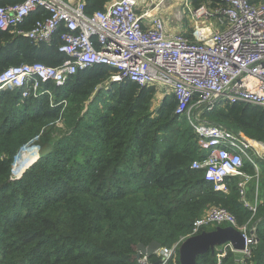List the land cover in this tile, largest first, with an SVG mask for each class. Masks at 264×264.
<instances>
[{
	"label": "trees",
	"instance_id": "obj_1",
	"mask_svg": "<svg viewBox=\"0 0 264 264\" xmlns=\"http://www.w3.org/2000/svg\"><path fill=\"white\" fill-rule=\"evenodd\" d=\"M110 1L86 0L87 12ZM41 17L32 15L25 28ZM58 42L35 44L0 31V75L24 64L60 66L67 57ZM116 74L109 66L81 70L65 86L47 84L52 96L40 98L0 91V264H139L140 245L182 244L217 201L234 215H253L241 201L239 179H227L229 193L217 192L205 171L192 168L206 153L188 117L177 114L174 96L151 85L108 83ZM202 119L264 138L262 107L226 105ZM23 150L30 167L15 179ZM244 171L258 174L248 163ZM260 176L264 197L263 162ZM255 223L258 243L248 263L264 264V198ZM236 255L229 251L222 264H236ZM216 263V253L197 260Z\"/></svg>",
	"mask_w": 264,
	"mask_h": 264
},
{
	"label": "built area",
	"instance_id": "obj_2",
	"mask_svg": "<svg viewBox=\"0 0 264 264\" xmlns=\"http://www.w3.org/2000/svg\"><path fill=\"white\" fill-rule=\"evenodd\" d=\"M186 4L190 9V0ZM153 11L147 0H111L103 10L92 13L87 12L86 0L0 4V31L35 44L50 45L58 37V50L67 57L58 67L38 63L5 70L0 75V91L22 90L23 99L52 96L47 84L65 86L79 71L94 66L117 71L111 84L129 81L159 87L174 96L177 114L187 116L200 137L199 147L206 157L192 168L205 171L206 181L217 192H226L227 179H239L241 201L255 218L260 192L255 202L248 199L244 167L251 163L257 171L253 155L264 153L261 143L243 132L194 123L190 114L194 107L212 111L238 103L264 108V0H207L192 11L195 25L190 35L172 33ZM39 13L42 17L25 28L27 20ZM225 227L237 229L246 241L237 264L250 260L258 243L256 223L252 230L240 227L227 209L214 208L198 218L189 237ZM181 245L161 247L152 256L156 262L145 255L138 262L174 263ZM229 251L236 253L232 245L222 247L217 264H222Z\"/></svg>",
	"mask_w": 264,
	"mask_h": 264
},
{
	"label": "rangeland",
	"instance_id": "obj_3",
	"mask_svg": "<svg viewBox=\"0 0 264 264\" xmlns=\"http://www.w3.org/2000/svg\"><path fill=\"white\" fill-rule=\"evenodd\" d=\"M203 1V0H199ZM150 8H152L154 11L153 13H157L159 16L162 17L163 22L165 24L166 27H168L170 30H172V33L176 34L177 32L180 33H185V34H191L192 32H194L192 29L194 28V23H192V11L195 9V6L197 3L193 2L192 0H190V9L187 6L186 2L187 0H147ZM162 2V4H161ZM214 22V21H213ZM108 83H110V80L108 81ZM159 88V87H158ZM161 94H165L166 92L162 89H160ZM163 98L162 95H159V100H161ZM205 109H200L198 107H194L191 111L190 114V118L192 119V121L195 122H199L198 124H204L207 121V119H202V114L205 112ZM58 125H61V123H59ZM226 130L231 131L230 129H227L224 126H221ZM233 130H236V128H233ZM233 132V131H232ZM241 132V131H240ZM243 134L246 135L247 137H249L250 139L256 140L258 142L261 143L260 147L261 150H263L264 152V138L263 136H260L259 134H257L254 131H243ZM27 147H30L33 150H36L38 152V156H39V149L40 148H36L34 146V143H29L28 145H26ZM25 146V147H26ZM23 147V148H25ZM22 148V149H23ZM21 149V150H22ZM27 148H25L26 150ZM20 151V154H18L19 156L21 155V159L15 164L14 166V171H13V176L15 179L20 178V176L22 175L24 169H26L29 165V161L27 160V158L24 156V151ZM18 156V157H19ZM17 158V157H16ZM254 162L256 163L258 169L256 172H258L257 175H251L246 173L245 171V177L246 179H244L247 182L248 185V199H252L253 202L256 201V197H257V193L261 192V190L258 189L257 190H253V185L254 186H258L259 188V184L261 182V176H260V163H264V153H262L260 156L258 157H254ZM249 165L253 166V164L248 163ZM240 181V180H239ZM262 184L264 183V180H262ZM224 193H229L228 188H226V192ZM260 201H258V203L255 205V207L261 202V200H263L264 197H262V195H260V197H258ZM214 208H224L227 209L226 207V203L222 202V201H217L216 204H213L211 206H209V208L206 210V212L202 215L204 216L206 213H208L209 211H211ZM250 210V209H249ZM235 213V212H234ZM237 219H238V223L240 227H248L249 230L253 229V226L255 224V218L252 216H249L248 218H244L240 215H238L237 213H235ZM201 216V217H202ZM223 226H228L227 224H224ZM208 231H213L214 228H208L205 229ZM222 250V247H219L216 249V262H217V258H218V254L219 252ZM236 260H240L242 259V255L239 253H236ZM178 257L179 258V251H178ZM249 260L244 261L243 264H247ZM174 264H177V259L176 262H174ZM217 264V263H216ZM237 264V262H236ZM249 264V263H248Z\"/></svg>",
	"mask_w": 264,
	"mask_h": 264
},
{
	"label": "water",
	"instance_id": "obj_4",
	"mask_svg": "<svg viewBox=\"0 0 264 264\" xmlns=\"http://www.w3.org/2000/svg\"><path fill=\"white\" fill-rule=\"evenodd\" d=\"M229 245L233 246L236 253L240 254L245 251V238L237 229L225 227L217 228L213 231H205L198 236L189 237L182 243L179 249V262L180 264H197L200 256L208 253L215 254L217 248L223 246L228 247ZM160 248L161 245L158 242H153L149 246L140 245L138 247L137 259H140L141 255L152 257Z\"/></svg>",
	"mask_w": 264,
	"mask_h": 264
},
{
	"label": "crops",
	"instance_id": "obj_5",
	"mask_svg": "<svg viewBox=\"0 0 264 264\" xmlns=\"http://www.w3.org/2000/svg\"><path fill=\"white\" fill-rule=\"evenodd\" d=\"M191 20H192V19H191ZM192 23H194V22H193V20H192ZM256 188H257V185H256V187H255V188H254V186H253V190H257Z\"/></svg>",
	"mask_w": 264,
	"mask_h": 264
}]
</instances>
